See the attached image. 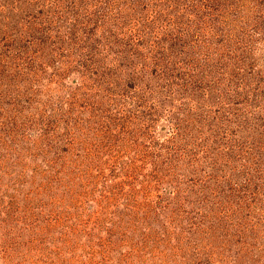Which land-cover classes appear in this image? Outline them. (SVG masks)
Returning a JSON list of instances; mask_svg holds the SVG:
<instances>
[{
	"label": "rangeland",
	"instance_id": "obj_1",
	"mask_svg": "<svg viewBox=\"0 0 264 264\" xmlns=\"http://www.w3.org/2000/svg\"><path fill=\"white\" fill-rule=\"evenodd\" d=\"M0 264H264V0H0Z\"/></svg>",
	"mask_w": 264,
	"mask_h": 264
}]
</instances>
